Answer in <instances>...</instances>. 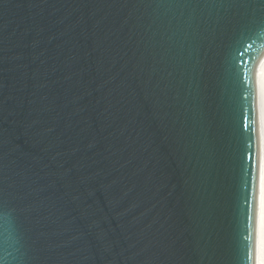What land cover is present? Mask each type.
<instances>
[{"label":"water","instance_id":"obj_1","mask_svg":"<svg viewBox=\"0 0 264 264\" xmlns=\"http://www.w3.org/2000/svg\"><path fill=\"white\" fill-rule=\"evenodd\" d=\"M253 22L264 0H0V264H245Z\"/></svg>","mask_w":264,"mask_h":264},{"label":"snow or ice","instance_id":"obj_2","mask_svg":"<svg viewBox=\"0 0 264 264\" xmlns=\"http://www.w3.org/2000/svg\"><path fill=\"white\" fill-rule=\"evenodd\" d=\"M235 52L240 55L249 53V50H255V55L251 57V63L254 66L249 72H256L257 79L255 86L251 77H248L247 95L245 100L248 101V109L245 112V130L248 132L249 142L248 158L254 161L255 152L253 146L255 144V123L248 124L247 121L252 119L255 121L257 115V106L260 124V141L261 156L259 161L258 175V195L257 189V165L252 163L248 169L247 179L245 181L246 191L251 187L252 197H246L247 208L245 210L246 230L244 234V261L247 264L252 257V249L255 243L256 250L259 253L257 264H264V22L243 26L234 40ZM232 62H235L234 53ZM0 219L3 216L0 215Z\"/></svg>","mask_w":264,"mask_h":264},{"label":"bare ground","instance_id":"obj_3","mask_svg":"<svg viewBox=\"0 0 264 264\" xmlns=\"http://www.w3.org/2000/svg\"><path fill=\"white\" fill-rule=\"evenodd\" d=\"M257 108H258V106H257ZM258 114H259V113H258ZM259 130H260V124H259ZM260 156H261V154H260ZM255 249H256V247H255ZM258 259H259V253H258V251L256 250L255 264H257Z\"/></svg>","mask_w":264,"mask_h":264}]
</instances>
